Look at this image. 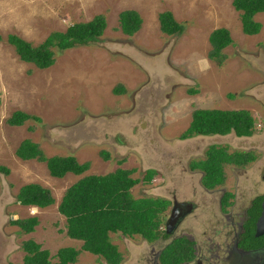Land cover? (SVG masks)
<instances>
[{"label": "rangeland", "instance_id": "rangeland-1", "mask_svg": "<svg viewBox=\"0 0 264 264\" xmlns=\"http://www.w3.org/2000/svg\"><path fill=\"white\" fill-rule=\"evenodd\" d=\"M231 2L0 0V164L10 170L8 175L0 173V264H24L22 242L28 239L49 250L52 261L60 248L74 247L80 250L74 264H106L82 250V241L66 235V219L57 210L65 189L80 176L52 177L44 162L18 158L15 151L24 139L37 142L46 157L67 154L89 162L87 174L133 169L132 177L140 180L131 188L134 197L176 195L196 203L182 226L219 240L225 232L221 215L214 212L213 196L207 199L209 193H203L202 172L192 170L190 163L205 159L211 145L228 153L250 152L251 162L222 164L224 182L214 188V195L235 191L243 209L264 193V12L255 15L260 32L246 35ZM124 9L136 10L143 20L131 36L119 26L118 14ZM165 9L183 24L180 35L160 31L158 13ZM97 14L106 18L98 40L57 53L47 69L21 61L6 42L8 34H16L36 45L51 31H65ZM218 27L227 28L233 39L223 50L226 59L221 65L207 57L208 36ZM119 83L125 93L113 91ZM197 108L246 109L255 119L254 132L246 137L229 133L181 139ZM16 110L40 121L11 126L6 120ZM102 150L109 153L108 159L100 155ZM150 169L155 173L144 181ZM29 182L50 188L55 203L28 211L20 207L15 195ZM203 200L207 206L202 207ZM29 216L38 219L30 233L10 224ZM111 240L123 256L121 264H152L151 250L169 241L148 242L121 233L111 234Z\"/></svg>", "mask_w": 264, "mask_h": 264}, {"label": "trees", "instance_id": "trees-1", "mask_svg": "<svg viewBox=\"0 0 264 264\" xmlns=\"http://www.w3.org/2000/svg\"><path fill=\"white\" fill-rule=\"evenodd\" d=\"M232 6L239 12L242 32L246 35L258 34L261 23L255 15L264 12V0H232ZM121 31L131 36L140 29L142 18L134 9H124L118 14ZM159 29L166 35H180L183 24L177 21L171 10L165 9L158 13ZM106 27L103 14L95 15L85 22H74L65 31H51L39 44L32 45L16 34H8L6 42L13 46L15 53L23 62L32 63L39 69H47L54 64L56 54L77 46H86L98 40ZM1 40V36H0ZM209 60L221 65L226 59L223 50L233 43L230 31L225 27L213 29L209 36ZM117 94L125 93L124 84L113 88ZM195 94L196 90L190 89ZM28 120L40 121V117L21 110L14 111L6 120L11 126H22ZM30 131L33 127L29 126ZM255 129V119L246 109H194L191 121L181 139L195 135H227L234 133L238 137L252 135ZM18 158L29 161L44 162L49 175L62 178L67 173L80 176L67 187L58 203L57 210L66 219V235L71 239L82 241L81 249L101 258L106 264H121L122 254L111 240V234L121 233L123 236L139 235L151 242L165 231L162 230V214L169 201L150 196L134 197L131 188L140 180L132 177L133 169L117 168L106 174H87L90 163L79 162L75 155H55L46 157L40 145L30 139L22 140L16 148ZM206 158L190 163L192 170L202 172L201 183L206 188H215L224 182L222 164L244 165L254 159L250 152L228 153L224 147L211 145L206 150ZM100 155L106 160L109 153L105 150ZM9 168L0 164V173L8 175ZM155 170L150 169L143 177L144 181L152 179ZM16 202L23 206L46 208L55 203V197L50 188L38 182L26 183L18 189ZM263 196L255 198L250 210L251 222L260 213V203ZM18 226L20 231L30 233L38 224L35 216L10 221ZM254 223L249 235L259 242L264 235L255 237ZM25 252L24 264H74L80 253L74 247L60 248L56 253V261L50 258V252L43 249L33 239L22 242ZM192 257V244L186 238L171 241L162 250L160 259L163 264H179Z\"/></svg>", "mask_w": 264, "mask_h": 264}, {"label": "flooded vegetation", "instance_id": "flooded-vegetation-1", "mask_svg": "<svg viewBox=\"0 0 264 264\" xmlns=\"http://www.w3.org/2000/svg\"><path fill=\"white\" fill-rule=\"evenodd\" d=\"M202 190L203 193H209V195H206L207 199H210V195L213 196L211 204L214 206V212L218 215V218L220 217L218 211L221 215L223 226L225 227V232L222 238H220L221 240L215 236L207 235L205 231L199 235L197 229H193L190 226H184V228L182 226L184 221L198 206L196 203L180 200L176 195H173L172 198L166 199L169 201V204L162 214L161 228L165 233L152 242L167 239L169 241L158 251L151 250L153 255L152 264H163L160 256L164 247L171 241L182 237L191 242L192 257L181 261L179 264H264V239L255 242L249 235L253 223V234L255 233V223L260 215L259 213L252 223L249 212L255 198L263 196L264 193L252 197L248 204L241 209V204L235 191L214 195L218 189H209L202 186ZM207 203L206 200H203L202 207L207 206ZM167 226H169L170 232L166 231Z\"/></svg>", "mask_w": 264, "mask_h": 264}, {"label": "water", "instance_id": "water-1", "mask_svg": "<svg viewBox=\"0 0 264 264\" xmlns=\"http://www.w3.org/2000/svg\"><path fill=\"white\" fill-rule=\"evenodd\" d=\"M167 232H170L169 226L166 229ZM264 234V199L261 202V212L258 216L256 223H255V233L256 237H259Z\"/></svg>", "mask_w": 264, "mask_h": 264}, {"label": "crops", "instance_id": "crops-1", "mask_svg": "<svg viewBox=\"0 0 264 264\" xmlns=\"http://www.w3.org/2000/svg\"><path fill=\"white\" fill-rule=\"evenodd\" d=\"M29 161H31V160H29ZM29 161H26V162H29ZM47 170H48V169H47ZM48 173H49V172H48ZM38 183H39V182H38ZM40 184H41V183H40ZM15 199H16V198H15ZM19 206H20V207H23V209H25L26 211H28V209H30V208H31V209H32V208H36V209L38 208V207H34V206H21L20 204H19ZM31 209H30V210H31Z\"/></svg>", "mask_w": 264, "mask_h": 264}]
</instances>
